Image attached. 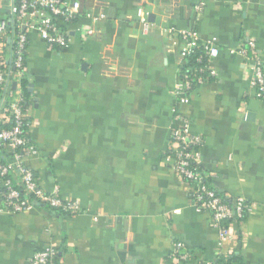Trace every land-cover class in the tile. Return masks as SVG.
Instances as JSON below:
<instances>
[{
	"label": "crops",
	"instance_id": "0c3cea01",
	"mask_svg": "<svg viewBox=\"0 0 264 264\" xmlns=\"http://www.w3.org/2000/svg\"><path fill=\"white\" fill-rule=\"evenodd\" d=\"M64 1H79L82 15L67 50L29 32L27 115L39 150L29 164L81 212L40 205L11 214L0 204V264H27L47 247L56 251L51 264H215L232 247L245 264H264V100L248 58L252 43L264 61V0H205L201 14L199 0ZM11 6L0 5V22ZM188 29L201 42L216 38L220 53L217 76L184 104L174 92L186 44L179 33ZM0 40L9 52L10 39ZM182 117L204 139L201 166L213 186L251 205L222 246L166 160ZM177 240L194 252L187 261L170 258Z\"/></svg>",
	"mask_w": 264,
	"mask_h": 264
},
{
	"label": "built area",
	"instance_id": "2783aa9c",
	"mask_svg": "<svg viewBox=\"0 0 264 264\" xmlns=\"http://www.w3.org/2000/svg\"><path fill=\"white\" fill-rule=\"evenodd\" d=\"M5 1L0 0V5ZM9 1L12 2L11 13H16L14 21L19 32L15 38V35L10 33L9 20L0 22V36L8 37L11 39V44L15 45L13 70L4 67L5 60L1 54L4 53L3 43L0 40V94L3 93L2 96L0 95V123L13 122L10 128L0 130V146L5 150L3 154L5 161L0 162V204L11 214L41 205L62 214L76 215L81 212L79 204L65 199L58 188L48 191L42 186L29 164L31 158L38 156L39 150L31 137V122L25 120L28 115L23 105L25 96L22 92L21 80L25 75L30 30H37L49 48H55L56 45L69 47L72 25H69L66 31H62L53 16H62L68 21L80 13L81 3L79 1L67 3L64 0H20V5L16 6L14 0ZM204 7L205 0H199L196 12L201 14ZM138 14L143 18L144 23H147L145 10L139 9ZM93 34L94 29L88 28L85 38ZM179 36L186 44L180 53L181 79L174 94L181 103L188 104L197 84L204 83L209 77L217 76L212 62L219 56L220 47L216 38L205 42L199 41L197 32L192 29L182 31ZM250 44L252 49L248 58L251 60V85L257 97L264 100V61L254 50L253 44ZM198 46L202 47V55L198 60H204L205 63L197 70L185 73L186 58ZM241 51L246 56L250 52L245 48ZM170 139L172 149L168 152L166 160L170 161L174 172L190 185L191 195L197 206L210 214L213 225L219 229V245L234 241L236 239L234 226L245 220L251 205L243 197L232 198L233 202L229 205L203 184L204 173L200 170V166L204 139L191 132V122L187 117L180 118V125L171 129ZM226 220L230 221L228 225L225 224ZM187 248L184 241H174L170 258L187 261L192 257ZM234 250L236 247H232L223 255H229ZM55 255V249L47 247L35 253L27 264H51Z\"/></svg>",
	"mask_w": 264,
	"mask_h": 264
},
{
	"label": "trees",
	"instance_id": "16d2710c",
	"mask_svg": "<svg viewBox=\"0 0 264 264\" xmlns=\"http://www.w3.org/2000/svg\"><path fill=\"white\" fill-rule=\"evenodd\" d=\"M21 3L20 0H14V5L19 6ZM16 14V13H15ZM11 13V17L9 18V22H10V33L16 35L19 32V29L17 28L16 24H15V17L16 15ZM82 17L81 13L77 14L76 17L66 21V19L62 16H53L54 21L56 24H58V26L62 29V31H66L68 29L69 25H74L76 23H78V21L80 20V18ZM5 49L7 47H9V52H4L1 53L3 55V58L5 60V64L4 67H10L11 69L14 70L13 67V52L15 49V45L13 44H5ZM56 49H62V50H67L69 47H61V46H55ZM202 55V47L198 46L197 49H195V51L191 54H189L186 58V65H185V73H191L192 71L197 70L198 68H200L205 61H199L198 59L200 58V56ZM29 81L23 77L21 80V88H22V92L25 96V101L23 102L24 105V109L27 111V107L29 105V96H30V91H29ZM1 96L3 95V93L0 94ZM26 121H30L29 117L25 118ZM13 125V122H9V123H0V130L2 129H8ZM4 148L2 146H0V162L4 163L5 158L3 157L4 155ZM200 170L204 172L202 166H200ZM203 184L210 190L214 191L215 194L223 201L226 202L227 204L231 205L233 200L232 198L228 197L227 195H225L224 193L218 191L213 184L211 183V179L204 174V178H203ZM22 190V189H21ZM0 203H1V197H0ZM49 208V207H48ZM52 209V208H50ZM230 221L226 220L225 224H229ZM188 251L190 252V254L193 256L194 252L191 251L189 248H187ZM183 251V250H182ZM54 259V258H53ZM215 264H245V259L244 256L242 254V252L239 249L234 250L231 254L229 255H221L220 258L217 260V262Z\"/></svg>",
	"mask_w": 264,
	"mask_h": 264
},
{
	"label": "water",
	"instance_id": "95a60500",
	"mask_svg": "<svg viewBox=\"0 0 264 264\" xmlns=\"http://www.w3.org/2000/svg\"><path fill=\"white\" fill-rule=\"evenodd\" d=\"M9 43H11V39L9 40ZM13 87H14V88L16 87L15 83H14Z\"/></svg>",
	"mask_w": 264,
	"mask_h": 264
}]
</instances>
